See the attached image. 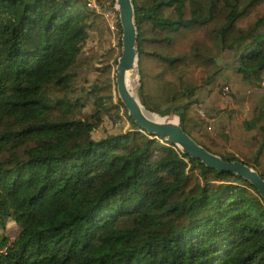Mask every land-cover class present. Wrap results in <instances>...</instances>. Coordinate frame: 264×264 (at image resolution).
Returning a JSON list of instances; mask_svg holds the SVG:
<instances>
[{"label":"trees","instance_id":"obj_1","mask_svg":"<svg viewBox=\"0 0 264 264\" xmlns=\"http://www.w3.org/2000/svg\"><path fill=\"white\" fill-rule=\"evenodd\" d=\"M133 3L144 107L178 116L199 145L264 180V0ZM97 19L86 0H0V264H264V199L250 182L140 132L119 98L134 130L87 139L116 85L93 86L95 122L71 118ZM227 51L233 63L221 66Z\"/></svg>","mask_w":264,"mask_h":264},{"label":"rangeland","instance_id":"obj_2","mask_svg":"<svg viewBox=\"0 0 264 264\" xmlns=\"http://www.w3.org/2000/svg\"><path fill=\"white\" fill-rule=\"evenodd\" d=\"M89 1L86 0V3L88 4ZM96 1L100 9V12L94 11L95 14L98 15L96 30L90 31L89 38L83 45L77 63L76 79L68 92V98L74 105L77 102L83 103L82 107L75 105L76 107L73 109L71 118L91 120L93 122L98 119V115H96L98 103L95 101L93 86L99 85L100 87H106L111 85L114 87L116 85L115 75L117 65L115 66L114 75L112 77L100 78V74L103 68L108 64V62L104 60V56L110 50L117 49L122 39V28H120L119 23L116 22V17H119L117 6L116 10L115 5H111L110 2L104 3L100 0ZM233 56L234 52L227 51L220 59L219 64L221 66L232 64ZM197 77L201 83L205 75L200 71ZM134 79H136L137 83L133 87V90L138 97L140 88L139 76L135 75ZM118 98L119 97L114 91L113 99H106L104 101V106L101 108L102 114L100 117V124L87 139L102 140L109 135L124 134L134 130L124 110L119 107ZM230 102L229 98L225 99L222 103V109H226ZM210 107V100H206L203 105L197 106L196 109L199 111V114H201V111L204 112L203 115H205L206 110ZM217 122L218 126L215 129L220 130L221 135L227 138L230 135L227 117L221 115ZM217 134V131H213L211 133V138L216 140ZM161 143L166 145L164 141H161ZM2 230V234L9 237V240H13L20 231V228L15 222L9 221L6 228Z\"/></svg>","mask_w":264,"mask_h":264},{"label":"water","instance_id":"obj_3","mask_svg":"<svg viewBox=\"0 0 264 264\" xmlns=\"http://www.w3.org/2000/svg\"><path fill=\"white\" fill-rule=\"evenodd\" d=\"M119 11V20L122 28V50L116 66L115 81L117 93L121 103L126 108L129 117L137 125L140 132H146L149 136L164 139L175 148H178L184 156L192 160L200 161L207 168L216 170L220 174L231 173L250 182L264 199V180L259 173L240 161L228 162L217 156L203 146L199 145L182 128L180 119L176 115L160 116L166 118L162 122L154 121L148 111L136 96L134 90L127 86V75L136 68L139 76V32L133 0H115ZM133 75V74H132ZM134 93V94H133Z\"/></svg>","mask_w":264,"mask_h":264},{"label":"bare ground","instance_id":"obj_4","mask_svg":"<svg viewBox=\"0 0 264 264\" xmlns=\"http://www.w3.org/2000/svg\"><path fill=\"white\" fill-rule=\"evenodd\" d=\"M135 75H136V68L133 70V72L128 73V75H127V86L129 87L130 90H132V88L137 83L136 79H134ZM146 114L149 117H151L152 119H154V121H157V122H162V121H164L166 119V118H162V117L158 116L157 114H150V113H147V112H146Z\"/></svg>","mask_w":264,"mask_h":264},{"label":"built area","instance_id":"obj_5","mask_svg":"<svg viewBox=\"0 0 264 264\" xmlns=\"http://www.w3.org/2000/svg\"><path fill=\"white\" fill-rule=\"evenodd\" d=\"M97 1L96 0H91L88 2L87 6L89 9L93 10V11H97V12H100V9L98 8L97 6ZM115 8H116V5H115ZM117 10V8H116ZM117 15V14H116ZM116 22L120 23V20H119V17H116ZM226 93H228V90H226ZM200 113L203 115L204 112H201Z\"/></svg>","mask_w":264,"mask_h":264}]
</instances>
